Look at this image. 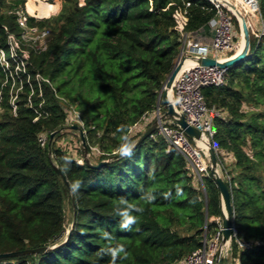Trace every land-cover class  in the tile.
Instances as JSON below:
<instances>
[{"label":"trees","instance_id":"obj_1","mask_svg":"<svg viewBox=\"0 0 264 264\" xmlns=\"http://www.w3.org/2000/svg\"><path fill=\"white\" fill-rule=\"evenodd\" d=\"M25 1L0 0V49L8 61L6 68L0 64V253L54 247L0 264H111L106 249L118 245L128 255L121 253L116 264H187L186 256L217 226L209 218L220 214L218 188L210 173L196 186L183 154L156 130L134 146L151 121L131 127L158 104L182 43L177 26L191 33L207 28L215 7L209 0H61L51 18L48 0H37L39 16ZM18 11L27 26L49 29L43 46L21 37ZM259 12L264 23V0ZM8 35L24 65L10 56ZM249 44L223 84L202 93L218 112L213 141L236 236L251 242L239 250L232 239V255L238 264H264V37L251 34ZM69 105L83 122L88 151L98 149L90 161L107 160L99 168L87 165L79 146L81 162L60 144L64 130L48 146L50 133L66 128ZM124 143L132 145L131 155L118 154ZM127 205L136 222L123 230L117 209Z\"/></svg>","mask_w":264,"mask_h":264},{"label":"built area","instance_id":"obj_2","mask_svg":"<svg viewBox=\"0 0 264 264\" xmlns=\"http://www.w3.org/2000/svg\"><path fill=\"white\" fill-rule=\"evenodd\" d=\"M209 1L215 7L216 13L207 22V28L210 31V40L207 43L200 40L198 35L200 29L194 33L183 32L181 25L177 26V29L182 35V43L178 58H182L183 61L190 60L191 63L183 69L180 68L169 90V100L172 103L175 112L177 114H182L188 124L202 131V138H190L179 125L173 123V118L163 114L165 106L163 104L160 105V103L156 105L151 116L150 114L145 115L141 122H138L131 127V129L143 127L153 119L158 118L156 132L164 136L169 144L183 154L193 172L199 176L200 180L202 178V173H207L208 164L206 146L209 140L214 145L213 137L216 129L213 123V118L218 114L214 108H210L206 105L202 88L206 86L222 85L226 69L218 67L217 65L199 64L191 57H213L219 61H223L236 53L239 50V41L235 39L236 34L234 29L235 24H237L239 34L241 35L240 16L245 20L249 32L253 33L258 38L264 37V23L259 12V0ZM186 4H189V2ZM256 14L258 15V23L251 20V17ZM17 21L23 30L21 37L31 45L39 46L38 44H35L34 40H31L33 39L32 35L41 39L49 35L50 31L48 28L39 29L36 26H27L26 14L22 11L17 12ZM256 23L259 27L255 29V26L257 25ZM8 44L12 52L10 54L12 59L18 58L21 65H24L25 58L23 56H17L14 52L16 41L12 35H8ZM0 64L5 68L8 66V61L3 49H0ZM36 78L41 79L38 74L36 75ZM1 97L2 95L0 91V102ZM15 98L16 94H13V91L11 90L10 103L13 107L15 106ZM66 115L65 127L67 129H70L68 127L70 124H78L82 128L83 122L77 111L71 105L67 106ZM37 118L38 116H36L34 120ZM82 130L84 132L83 128ZM76 133L79 137L78 132ZM46 140V134L42 133L39 135L38 141L41 145H44ZM60 144L65 146L70 153L74 154L77 162L82 161V156H78L76 152V148L78 146L80 148V141L78 144L77 140L72 141L70 139H62ZM91 149L92 151H88V156L98 152L96 147H91ZM211 218L217 224L214 232L209 237L204 236L201 246L186 256L185 262L187 264L216 263L217 250L221 244L222 227L219 216ZM232 239H234L239 250L247 249L251 246L250 241H245L236 236V229L233 225L231 240L223 244L220 257L228 255V250L230 249L229 243H231Z\"/></svg>","mask_w":264,"mask_h":264},{"label":"water","instance_id":"obj_3","mask_svg":"<svg viewBox=\"0 0 264 264\" xmlns=\"http://www.w3.org/2000/svg\"><path fill=\"white\" fill-rule=\"evenodd\" d=\"M240 16V15H239ZM240 40H242L241 48L231 56H229L227 59L223 61H219L213 57H191L193 60H196L199 64L202 65H217L218 67L227 69L231 64L238 62L245 57L248 56V50H249V39H250V33L248 30V27L246 26L245 20L242 16H240ZM183 59L182 58H176L171 70L169 71L166 79L164 80L162 87L158 93V103H162L165 106V109L163 110V114L170 116L173 118V123H176L179 125L184 132L190 137L195 139H201L203 136V132L199 129L195 128L194 126L187 123V121L184 119V116L182 114H177L174 110V107L172 103L169 100V90L171 87V84L176 76V74L179 72L181 66H182ZM158 125V118L153 119L148 127H146L142 133L137 138L136 142L134 143V146L142 141L145 137L149 136L153 131L156 130V127ZM70 129L76 130L79 134V141H80V150L82 153V156L87 163L88 166H92L94 168L101 167L107 160H100L97 163H92L88 157V149L86 140L84 137V132L82 128L78 124H70L68 126ZM64 128L57 129L55 131H52L49 135L48 139V146L50 145V142L52 140V137L55 133L62 131ZM207 151V164L209 173L212 176L213 181L215 182L220 196V203H221V210H220V221H221V244L217 250L216 255V263L219 264L220 259V253L223 244L226 242H229L231 240L232 236V227H233V208H232V202H231V195H230V189L227 180L221 175L219 168H218V157L216 154V150L212 142L209 140L206 146ZM121 154V153H118ZM56 172L58 175H60L63 180L65 181L64 175L60 168L55 165L54 166ZM69 234V231L67 232ZM52 246H40L36 248H26L21 250H14V251H8V252H1L0 253V259L4 257H12L22 254H29V253H38V252H44L46 250H49L53 248Z\"/></svg>","mask_w":264,"mask_h":264},{"label":"rangeland","instance_id":"obj_4","mask_svg":"<svg viewBox=\"0 0 264 264\" xmlns=\"http://www.w3.org/2000/svg\"><path fill=\"white\" fill-rule=\"evenodd\" d=\"M32 3H33V6H32L33 8L29 4V0H26L25 1V6H26L27 10L29 12H31V13L39 16L40 15V10L37 8L38 5H39V3L37 2V0H32ZM43 4L47 6V8H46L47 10H46L45 13H48L49 17H51V18L56 17L57 13L59 12V10L61 8V0H48L46 3H43ZM257 18H258V15L256 14V15H254V16L251 17V20L253 22L256 21L258 23ZM258 27H259V25L257 24L255 26V29L258 28ZM234 32L236 34L235 39L237 41H240V34H239V29H238V25L237 24H235ZM249 33H250V35L251 34L254 35L251 32H249ZM30 35H32V34H30ZM32 37H33V39H31V40H34L35 44H38L39 46H43L45 44L46 39H47V38H42V39L41 38H36V37H34V35H32ZM11 90H12V88H11ZM150 113H148V114H150V116H151L152 113H153V111H151ZM63 130L66 133V135L64 136V139L65 140H67V139H70L72 141H76L77 140V138H76L77 137V133L72 132L70 129H67V128L66 129H63ZM227 160L229 161V158H227ZM218 168H219V171H220L221 175L226 179V175L224 174L222 165L219 163V161H218ZM207 173H209V169H207ZM207 173L206 172L202 173L201 177L206 176ZM194 179H195V182H196V186H199L200 188H202V181L199 179V176H197L196 173H195ZM65 212L67 214V224L66 225L68 227L69 224H70L69 223V213L70 212H69V207H68L67 204H66V207H65ZM210 220L214 221L211 217L209 218V221ZM229 245H230V249L228 250V255L220 257L219 264H227V263H229V264H236L235 257L232 255V251H231V247H232L231 246V243H229ZM223 251H224V248H223Z\"/></svg>","mask_w":264,"mask_h":264},{"label":"clouds","instance_id":"obj_5","mask_svg":"<svg viewBox=\"0 0 264 264\" xmlns=\"http://www.w3.org/2000/svg\"><path fill=\"white\" fill-rule=\"evenodd\" d=\"M124 139L127 140V137H124ZM131 150H132V145L129 143L122 144V146L119 149L120 153L125 156L131 155ZM78 187H79V182L73 184L72 185L73 192H75ZM120 203L124 204L125 201L121 200ZM133 207H134L133 205H127V207H125L123 210L119 208L117 209L118 215L122 217L121 228L123 230H129L130 226L136 222V217L130 214V211L133 209ZM135 210L138 212L143 211L142 208H136ZM103 235L105 239H108V240L111 239L108 233L105 232ZM106 251L108 254L111 255V258H112L111 264H116V260L121 255V253L124 254L122 257L124 259H126L128 255L123 245H118L117 247H114V248L109 247L106 249Z\"/></svg>","mask_w":264,"mask_h":264},{"label":"crops","instance_id":"obj_6","mask_svg":"<svg viewBox=\"0 0 264 264\" xmlns=\"http://www.w3.org/2000/svg\"><path fill=\"white\" fill-rule=\"evenodd\" d=\"M198 35L200 37V40L202 42H204V43H207L210 40V31L208 30V28H201L200 29V33ZM235 261H236V264H237L238 261L236 259H235ZM227 264H229V263H227Z\"/></svg>","mask_w":264,"mask_h":264},{"label":"bare ground","instance_id":"obj_7","mask_svg":"<svg viewBox=\"0 0 264 264\" xmlns=\"http://www.w3.org/2000/svg\"><path fill=\"white\" fill-rule=\"evenodd\" d=\"M242 45V40L239 41V49L241 48ZM191 61L190 60H185L182 62V66L181 69H183L184 67H187L188 65H190ZM203 144V142H202Z\"/></svg>","mask_w":264,"mask_h":264}]
</instances>
